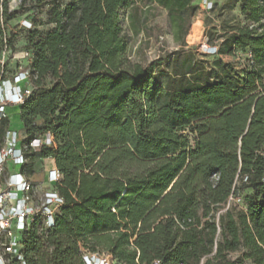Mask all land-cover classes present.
Here are the masks:
<instances>
[{
  "label": "trees",
  "instance_id": "16d2710c",
  "mask_svg": "<svg viewBox=\"0 0 264 264\" xmlns=\"http://www.w3.org/2000/svg\"><path fill=\"white\" fill-rule=\"evenodd\" d=\"M42 1L0 0L1 49H16L9 23ZM195 1L49 0L48 30L36 18L18 24L32 87L18 105L22 171L32 179L37 158L53 159L63 203L51 227L38 217L22 233V259L10 264H87V253L118 264H264V0H241L246 25L221 45L207 37L217 51L201 52L237 55L243 77L184 49ZM154 6L182 47L144 66L128 58L121 11L138 35ZM45 134L51 145L30 147ZM243 188L247 210H225Z\"/></svg>",
  "mask_w": 264,
  "mask_h": 264
},
{
  "label": "rangeland",
  "instance_id": "374dc122",
  "mask_svg": "<svg viewBox=\"0 0 264 264\" xmlns=\"http://www.w3.org/2000/svg\"><path fill=\"white\" fill-rule=\"evenodd\" d=\"M48 1L43 0L40 3L28 2V10L20 13L14 20L9 23V30L18 34L16 38V49L12 52L8 49H1L0 47V84L5 77H9L19 71H27L31 54L28 52L25 45L26 33L20 31L18 24L23 19L31 20L36 18L40 30H48L51 25L46 24ZM18 0H10V5L15 6ZM198 5V11L193 17L189 29L188 35L185 37L184 49L190 52L195 61L204 63L209 69L214 68L215 61L219 58L225 63H230L234 66L236 73L243 77L244 62L241 61L237 55H220L209 56L204 55L203 52L207 46V37L211 42H215L217 45H221L223 39L234 33L238 27L246 25L245 16L242 12L241 0H216L215 9L210 12L207 10L208 4L206 0H196ZM128 10L123 9L121 11V24L125 32L130 36L128 58L133 63H141L146 66L147 64L161 59L172 52L182 47L181 42H176L171 28L168 25L167 11L159 6H154L148 13V19L144 31L135 35L129 28V21L127 18ZM264 21V20H263ZM1 46V44H0ZM26 52L28 55H26ZM165 67L169 70L170 64H166ZM47 82L50 81L48 78ZM10 126L13 129L24 132L23 122L20 114L18 113V107L10 106ZM47 159L37 158L35 165L37 173L32 177V181L36 184L34 191V200L44 198L45 192L51 189L50 184L47 182ZM19 168V167H18ZM14 166L7 164L5 167L6 176L13 171ZM6 188V186H5ZM250 188H243L240 196L233 197L225 206V210L230 208L236 213L238 211L247 210L245 202V195L251 193ZM18 238H21V233H17ZM3 236V232L0 233V237ZM3 238V237H1ZM103 255V254H101ZM242 251L232 252L229 254L231 259L240 258ZM97 256L96 254L93 255ZM99 257V256H98ZM110 260V259H109ZM111 264H118L114 260L109 261ZM244 264H251L250 260H245Z\"/></svg>",
  "mask_w": 264,
  "mask_h": 264
},
{
  "label": "built area",
  "instance_id": "2783aa9c",
  "mask_svg": "<svg viewBox=\"0 0 264 264\" xmlns=\"http://www.w3.org/2000/svg\"><path fill=\"white\" fill-rule=\"evenodd\" d=\"M19 2L20 0L16 2V5ZM206 3L208 4L207 10H210L212 1L206 0ZM15 6H11V9ZM21 25L27 28L32 27L28 19H23ZM207 46L203 52L215 53L217 51L216 46L209 44ZM26 55H28L27 52ZM31 91L29 67L27 71H19L5 77L0 84V129L5 118L9 121L4 132L0 130V233L3 232L1 236L3 238L0 237V264H10L14 257L22 259L20 252L22 233L38 217L42 218L47 227H51L55 222V212L63 203L62 197L52 190V185L61 177L56 166L48 170L46 178L51 189L45 192L41 202L34 200L36 185L22 171V166L27 161L25 152L28 145L23 144L22 129L11 128L8 109L10 106L18 107L31 94ZM53 142L54 137L51 134H45L32 140L30 147L37 149L42 145H51ZM7 164H12L16 168L9 172L8 176L5 170ZM17 233H21L20 239ZM94 254L97 256L94 257ZM84 259L87 264H111L109 261L112 258L108 255L87 253Z\"/></svg>",
  "mask_w": 264,
  "mask_h": 264
},
{
  "label": "crops",
  "instance_id": "0c3cea01",
  "mask_svg": "<svg viewBox=\"0 0 264 264\" xmlns=\"http://www.w3.org/2000/svg\"><path fill=\"white\" fill-rule=\"evenodd\" d=\"M48 161H47V171L49 170V169H51V168H53V167H55V161L53 160V159H47ZM252 264V263H251Z\"/></svg>",
  "mask_w": 264,
  "mask_h": 264
}]
</instances>
